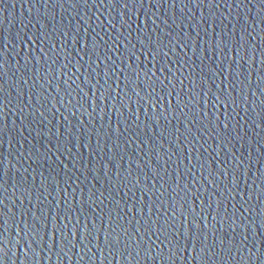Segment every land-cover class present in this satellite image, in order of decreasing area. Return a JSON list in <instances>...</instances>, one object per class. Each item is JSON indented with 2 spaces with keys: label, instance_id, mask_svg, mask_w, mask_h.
<instances>
[{
  "label": "water",
  "instance_id": "obj_1",
  "mask_svg": "<svg viewBox=\"0 0 264 264\" xmlns=\"http://www.w3.org/2000/svg\"><path fill=\"white\" fill-rule=\"evenodd\" d=\"M0 264H264V0H0Z\"/></svg>",
  "mask_w": 264,
  "mask_h": 264
}]
</instances>
